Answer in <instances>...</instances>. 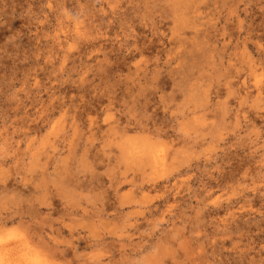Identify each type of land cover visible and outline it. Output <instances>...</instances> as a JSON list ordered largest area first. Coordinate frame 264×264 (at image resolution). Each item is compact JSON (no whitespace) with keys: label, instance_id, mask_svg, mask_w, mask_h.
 Masks as SVG:
<instances>
[{"label":"clouds","instance_id":"clouds-1","mask_svg":"<svg viewBox=\"0 0 264 264\" xmlns=\"http://www.w3.org/2000/svg\"><path fill=\"white\" fill-rule=\"evenodd\" d=\"M0 264H264V0H0Z\"/></svg>","mask_w":264,"mask_h":264}]
</instances>
